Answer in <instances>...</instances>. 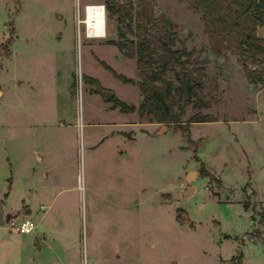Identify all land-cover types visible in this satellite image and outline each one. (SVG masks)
<instances>
[{
    "label": "rangeland",
    "instance_id": "obj_1",
    "mask_svg": "<svg viewBox=\"0 0 264 264\" xmlns=\"http://www.w3.org/2000/svg\"><path fill=\"white\" fill-rule=\"evenodd\" d=\"M106 3L134 0H0V207L36 226L0 227V264H264L263 84L248 83L236 56L214 53L185 0H154L176 46L205 62L186 106L181 71L165 76L174 112L211 122L191 123L188 137L140 125L149 118L114 106L137 107L142 96L113 73L141 77L108 44L120 25ZM95 5L106 33L89 39L78 19Z\"/></svg>",
    "mask_w": 264,
    "mask_h": 264
},
{
    "label": "trees",
    "instance_id": "obj_2",
    "mask_svg": "<svg viewBox=\"0 0 264 264\" xmlns=\"http://www.w3.org/2000/svg\"><path fill=\"white\" fill-rule=\"evenodd\" d=\"M153 1L134 0L135 5L131 3L128 8L106 3L108 16L116 17L120 25L117 30L119 40L108 44L116 47L125 58L135 59L141 77V81L134 82L113 73L123 83L135 85L142 96L138 107L117 100L114 106L124 114L137 112L140 119L149 118V123L171 125L188 137L191 123L211 121H196L192 117L187 123H182V112H174L179 99L170 96L172 84L165 76L181 71V76L176 75L177 91L186 106L202 88L205 62L193 58L194 52L176 46L177 36L172 23L165 17L155 18L151 8ZM185 1L201 14L214 53L219 55L227 51L236 56L248 83L263 84L264 88V38L257 35V29L264 27V0ZM128 34L134 39H127ZM249 61L263 66L252 69ZM102 65L111 71L104 63ZM244 209L247 210L246 204Z\"/></svg>",
    "mask_w": 264,
    "mask_h": 264
},
{
    "label": "bare ground",
    "instance_id": "obj_3",
    "mask_svg": "<svg viewBox=\"0 0 264 264\" xmlns=\"http://www.w3.org/2000/svg\"><path fill=\"white\" fill-rule=\"evenodd\" d=\"M87 33L90 37L105 36V16L102 6H88L86 9Z\"/></svg>",
    "mask_w": 264,
    "mask_h": 264
},
{
    "label": "built area",
    "instance_id": "obj_4",
    "mask_svg": "<svg viewBox=\"0 0 264 264\" xmlns=\"http://www.w3.org/2000/svg\"><path fill=\"white\" fill-rule=\"evenodd\" d=\"M88 6H86L84 8V11H85V18H86V9H87ZM104 11V9H103ZM84 22V19L81 20V19H78V23L79 24H83L84 25V29H85V33L88 35V29H87V24L86 23H83ZM77 91V94L80 95V91L78 88L76 89ZM13 220V219H12ZM10 221V223L8 224L10 227V231L11 232H17L19 234H30L31 232L34 231L35 229V224L33 222H31L30 220H28L27 218H23L19 223H15L14 221Z\"/></svg>",
    "mask_w": 264,
    "mask_h": 264
},
{
    "label": "water",
    "instance_id": "obj_5",
    "mask_svg": "<svg viewBox=\"0 0 264 264\" xmlns=\"http://www.w3.org/2000/svg\"><path fill=\"white\" fill-rule=\"evenodd\" d=\"M103 7V6H102ZM104 9V7H103ZM73 93V91H72ZM113 94H111L110 92H107L104 94V99L106 101H111L113 99ZM194 177V173H189L187 178L189 179V181ZM15 218V215L12 214H7V215H3L2 210L0 208V227H3L5 225H8L10 223V221Z\"/></svg>",
    "mask_w": 264,
    "mask_h": 264
},
{
    "label": "crops",
    "instance_id": "obj_6",
    "mask_svg": "<svg viewBox=\"0 0 264 264\" xmlns=\"http://www.w3.org/2000/svg\"><path fill=\"white\" fill-rule=\"evenodd\" d=\"M80 19H82V17L80 18ZM85 19V18H84ZM106 33V32H105ZM86 37L87 38H104V37H90V36H88L87 34H86ZM14 41V40H13ZM126 59H128V58H126ZM128 60H131V59H128ZM131 61H134V60H131ZM135 66H136V64H135ZM0 93L2 94V92L0 91ZM71 95H73V93H72V91H71ZM141 101H142V97H141ZM141 103V102H140ZM140 105V104H139ZM138 105V106H139ZM137 106V107H138ZM131 114H135L136 116H137V118H138V114H137V112H135V113H131ZM138 123L140 124V125H151L153 128H155V126L157 125L156 123H149V122H141V121H139L138 120ZM167 130H168V128H167ZM166 130V131H167ZM155 133H157L158 134V130L155 132ZM36 157H37V159H41V157L38 155V154H36ZM44 176L46 177L47 176V173H44ZM195 193V189H193V191H192V194H191V196H193V194ZM190 196V197H191ZM22 205H24L23 203H22ZM21 205V206H22ZM25 206H27V205H25ZM1 208V207H0ZM2 209V208H1ZM16 209H18V208H16ZM25 215H30L31 213H32V210L31 209H27V207H26V209H25ZM2 213H3V211H2ZM29 213V214H28Z\"/></svg>",
    "mask_w": 264,
    "mask_h": 264
}]
</instances>
